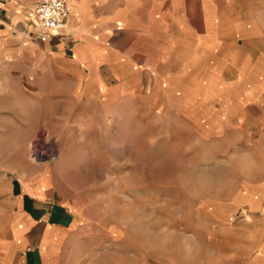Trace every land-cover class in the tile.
Masks as SVG:
<instances>
[{
  "label": "crops",
  "instance_id": "crops-1",
  "mask_svg": "<svg viewBox=\"0 0 264 264\" xmlns=\"http://www.w3.org/2000/svg\"><path fill=\"white\" fill-rule=\"evenodd\" d=\"M63 1L64 29L38 42L26 30L37 0H0V264L168 263L130 244L127 225L119 244L97 210L65 198L52 176L61 155L54 170L18 160L12 120L35 111L46 129L51 104L122 135L107 151L143 146L148 110L195 136L207 153L189 168L220 176L213 188L191 181L207 202L187 230L189 259L201 247L195 264H264V0Z\"/></svg>",
  "mask_w": 264,
  "mask_h": 264
},
{
  "label": "rangeland",
  "instance_id": "rangeland-1",
  "mask_svg": "<svg viewBox=\"0 0 264 264\" xmlns=\"http://www.w3.org/2000/svg\"><path fill=\"white\" fill-rule=\"evenodd\" d=\"M162 1L164 6L165 0ZM171 11L175 14L174 7ZM26 30L33 36L34 24L27 23ZM52 100H57V95H52ZM144 113L143 146L129 152L122 151L121 147L107 151L115 141L122 143L123 136H106L104 128L97 129L98 120L91 112L75 121L52 104L48 128L37 125L34 111L33 134L29 136L23 134L29 130L26 124L31 120L24 111L18 110L12 120L17 123V136L11 137V144L17 146L18 160L23 159L33 167L46 163L54 170L61 155L67 166L61 173L53 171L56 186L65 193L66 199L97 210L93 217L114 225L119 244L125 224L130 227V244L142 240L149 256L160 254L161 260L168 262L162 264H189V260L195 264L202 260L203 251L201 247L192 249L194 256L189 259L187 230L189 226L201 225L204 216L198 213L207 201L201 198L202 183L191 181L209 176L215 181L213 188L218 186L220 175L217 169L189 168L192 160L202 163V156L207 153L192 146L195 136L174 127L171 120L158 114L160 111ZM137 228L141 230L140 237L134 230ZM130 249L138 251L134 247Z\"/></svg>",
  "mask_w": 264,
  "mask_h": 264
},
{
  "label": "built area",
  "instance_id": "built-area-1",
  "mask_svg": "<svg viewBox=\"0 0 264 264\" xmlns=\"http://www.w3.org/2000/svg\"><path fill=\"white\" fill-rule=\"evenodd\" d=\"M69 13L70 8L63 0H37L31 9L34 39L45 42L48 35L63 30Z\"/></svg>",
  "mask_w": 264,
  "mask_h": 264
}]
</instances>
